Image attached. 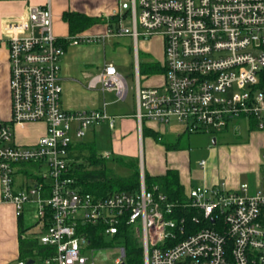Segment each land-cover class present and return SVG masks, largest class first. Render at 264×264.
I'll list each match as a JSON object with an SVG mask.
<instances>
[{"label": "built area", "instance_id": "2783aa9c", "mask_svg": "<svg viewBox=\"0 0 264 264\" xmlns=\"http://www.w3.org/2000/svg\"><path fill=\"white\" fill-rule=\"evenodd\" d=\"M127 3L109 33L130 35L136 45L141 36L163 39L161 81L142 83L137 65L140 128L142 122L176 120L196 133L241 130L245 123L249 130L264 132V0ZM5 25L11 117L0 121L2 199L14 204L17 216L34 202L43 223L38 240L56 248L31 263L18 258L12 264H109L97 259L95 254L106 247L91 245L86 224H102L107 241L117 242L116 234L129 232L142 247L144 264H264V190L248 181L232 188L224 182L193 184L183 200L169 199L159 185L149 188L143 172L138 190L98 195L78 187L70 175L75 146L98 122L113 127L114 115L105 106L64 109L61 60L68 45L100 37H58L50 3L29 5L25 15ZM88 82L90 88L116 90L119 99L129 89L111 61ZM37 122L44 123L45 132L33 143H19L17 128ZM100 156L111 157L108 151ZM24 162L39 164L40 174L18 189L14 173ZM113 260L126 262L123 245Z\"/></svg>", "mask_w": 264, "mask_h": 264}, {"label": "crops", "instance_id": "0c3cea01", "mask_svg": "<svg viewBox=\"0 0 264 264\" xmlns=\"http://www.w3.org/2000/svg\"><path fill=\"white\" fill-rule=\"evenodd\" d=\"M127 2L128 0H0V121H7L11 117L9 55L7 41L4 40L6 34L5 24L8 20L25 15L29 5L50 3L53 29L58 37L64 38V36L69 35V23L63 18L64 13L66 11H80L88 16L102 19L80 33L89 36L98 35L100 38L97 41H105L110 35L116 36L109 33V28H114L117 22L109 25V22H107L108 17L115 14L121 15L127 9L125 7ZM125 36H129L126 44L128 47H122L121 51L126 54V59H129L133 53L136 66L135 73L141 58L144 60H157L146 54L141 56V53L139 54V51H137L138 44L136 45L135 41L132 50L129 42L133 37L130 35ZM74 45L66 47L65 55L61 60L62 106L64 109L70 110L105 106V109L114 115L113 127L109 126L107 121H101L91 126L85 134V136L89 135L90 137L91 135L93 138L97 130L102 128V124H106L110 129H113L111 131V136H113L110 139V148L97 150L99 155L100 152L108 151L111 156L106 158L108 161H112L115 154L136 157L139 162L140 176L143 172L144 178L145 171L151 175H158L166 173L168 169H177L180 183L185 187L184 193L193 184L207 183L214 185L220 182H224L228 188H232L248 181L253 188L264 190V177L262 176L264 173V163L262 162L264 132L262 130L247 129L245 138L236 136L231 141L218 142L217 137H209L210 139L193 138V135L196 137L207 132L186 131L184 126L176 120H171L174 121L173 123L142 122L140 128L135 116L137 99L135 89V101L132 109L112 106L117 101L125 100L128 92L123 99H119L117 96L115 99L108 101L104 98L101 104L98 91L91 90H96L99 86L104 93L115 90H103L101 85L90 88L88 80L99 72L105 63H109L111 60L106 61L104 57L101 58L98 54L99 47L95 45V47L91 45L70 49ZM71 51L78 53L79 60L81 58V64L78 67L81 70L79 76L73 74L76 70L73 66L77 62L73 53H70ZM94 51L98 53L93 55ZM160 73H141L143 75L141 80L143 78L148 79L149 83L144 84L155 85L161 81L162 76ZM83 83H86V87L90 90ZM116 124L118 128L115 126ZM242 125L244 128V124ZM17 129L16 139L23 144L38 140V137L45 132L46 128L43 122H37L25 124L22 128ZM146 129L149 132L157 133L156 138L149 133L147 134ZM85 136L82 141L95 143L91 137L85 138ZM197 140H199L198 144L191 143ZM167 144L172 147L167 148ZM202 159L205 160V164L200 166L199 162ZM40 168L39 164L34 162L19 164L14 173L15 188L20 189L32 184L39 177ZM42 224L36 217L34 202H27L22 214L17 216L14 204L2 199V189L0 188V264H12L13 261L18 259L20 240L26 235L38 238L40 231L43 229Z\"/></svg>", "mask_w": 264, "mask_h": 264}, {"label": "trees", "instance_id": "16d2710c", "mask_svg": "<svg viewBox=\"0 0 264 264\" xmlns=\"http://www.w3.org/2000/svg\"><path fill=\"white\" fill-rule=\"evenodd\" d=\"M63 18L69 23V35L79 34L84 29L92 26L97 21L102 19L98 17L88 16L80 11H66ZM119 15H111L107 22L112 25L117 22ZM144 56V55H143ZM140 72L142 74H152L155 72H163L165 67L161 65L158 60H141L139 62ZM255 123V122H254ZM145 132L153 136L157 133ZM167 148L172 146L167 144ZM76 153L72 156L75 158L70 170V175L75 178V184L83 191H90L95 194H107L118 190H138L140 185V170L139 162L136 157L114 155L113 161H116L121 166L129 168L131 171L127 175L118 174L109 165V161L100 156L96 144L90 141H82L75 146ZM145 184L149 188L154 185H159V189L167 194L169 199L183 200L185 197V187L180 183L179 171L177 169H168L164 174L151 175L145 171ZM190 220V219H189ZM190 224V221L188 222ZM90 233L91 245L97 248L108 247L114 244L115 241L108 242L103 235L102 224L83 226ZM192 227V226H190ZM24 231V230H22ZM123 233H125L123 235ZM118 233L115 235L117 241L120 239L121 245L125 247L126 262L125 264H144L142 257V247L138 244L136 237L129 232ZM114 238V239H115ZM20 255L19 258L23 260L39 259L43 256L51 255L56 252L54 246L40 243L38 238L26 235L20 240Z\"/></svg>", "mask_w": 264, "mask_h": 264}, {"label": "rangeland", "instance_id": "374dc122", "mask_svg": "<svg viewBox=\"0 0 264 264\" xmlns=\"http://www.w3.org/2000/svg\"><path fill=\"white\" fill-rule=\"evenodd\" d=\"M126 24H129V21L126 20ZM127 37L129 36H109L105 41H94L92 43H79V44H75L74 46H71L70 49H72V47L78 48L79 46H91V45H95L96 47H99L98 52H93V55L98 53L99 56L101 58H105L106 61H112L115 66H117V68L121 71L123 77L126 79V81L128 82V94L125 100H120L117 101L115 103L112 104V106L116 107V108H124V109H132V107L134 106V101H135V96H134V89H135V59H134V55L133 53L131 54V57L129 59H126V54H123L121 49L122 47H128L127 44ZM131 40V41H130ZM129 41L130 44V48L133 50L134 49V40L131 38ZM94 46V47H95ZM121 47V48H120ZM137 51H139V54L141 53V56H143L144 54H146L147 56H150L152 58H155L159 61H161L163 59L164 56V50H163V39L162 36L160 35H154L153 37L146 39L143 38V36H141L139 38V42L137 45ZM70 53H73L72 51ZM74 59L77 62L73 68H76V73L74 71L73 74H80V67L79 65L80 60H79V56L78 53L74 52ZM98 56V57H99ZM140 56V58H141ZM141 60H144L141 58ZM79 62V63H78ZM72 66V65H71ZM61 75H62V70H61ZM143 76V75H142ZM81 77V75H80ZM142 83H149L148 79H142ZM86 82V81H85ZM146 83V84H147ZM84 86L86 87V83H83ZM100 87V86H99ZM97 87L96 90H91V91H98L99 93V97L101 99V104L104 101V98H106V100H111V99H115L117 97L116 94V90L115 91H110V92H102L100 90V88ZM87 88V87H86ZM88 90H90L89 88H87ZM94 92V93H95ZM174 121H171V123H173ZM102 128L97 130L96 134L93 136L92 140L95 141L96 143V148L97 150H103V149H109L111 146V142L110 139L111 137V131L113 129H110L109 126H107L106 124H102L101 125ZM117 128V124L115 125ZM246 131H247V124H244V128L243 126L241 127V131L239 132V130L236 132L235 130H233V128H229L227 130H222V131H218L215 134L212 133H202L199 136L194 137L193 138H207L210 139L212 137H217L218 138V142L221 141H231L232 139L237 137H242L245 138L244 136L246 135ZM240 136H239V135ZM89 137L88 136H85ZM89 137V138H90ZM210 137V138H209ZM114 140V139H113ZM205 140V139H204ZM199 140H197L196 142H191V143H195L198 144ZM212 143V140H211ZM109 165L114 169V171H116L118 174L121 175H127L128 173H130V169L121 166L120 164H118L116 161H109L108 162ZM262 176L264 177V173L262 174ZM113 239H110L108 242H112ZM119 246L120 242L117 241L114 244H110V246L100 250V252H97L95 255L97 257V259L99 260H103L109 264H113V259L116 257L117 253H119Z\"/></svg>", "mask_w": 264, "mask_h": 264}, {"label": "water", "instance_id": "95a60500", "mask_svg": "<svg viewBox=\"0 0 264 264\" xmlns=\"http://www.w3.org/2000/svg\"><path fill=\"white\" fill-rule=\"evenodd\" d=\"M127 5H128V3H126V4H125V7H127V8H128V6H127ZM214 141H215V140H214ZM27 262L31 263V262H33V259H28V260H27ZM121 264H125V263H124V262H122Z\"/></svg>", "mask_w": 264, "mask_h": 264}]
</instances>
